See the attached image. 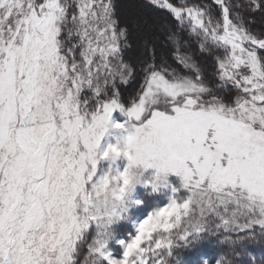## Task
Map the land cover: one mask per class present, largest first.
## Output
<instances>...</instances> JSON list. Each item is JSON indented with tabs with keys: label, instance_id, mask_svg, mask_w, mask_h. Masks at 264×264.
<instances>
[{
	"label": "snow or ice",
	"instance_id": "snow-or-ice-1",
	"mask_svg": "<svg viewBox=\"0 0 264 264\" xmlns=\"http://www.w3.org/2000/svg\"><path fill=\"white\" fill-rule=\"evenodd\" d=\"M138 7L0 0V264H264V0Z\"/></svg>",
	"mask_w": 264,
	"mask_h": 264
},
{
	"label": "trees",
	"instance_id": "trees-1",
	"mask_svg": "<svg viewBox=\"0 0 264 264\" xmlns=\"http://www.w3.org/2000/svg\"><path fill=\"white\" fill-rule=\"evenodd\" d=\"M119 3L121 6V11L125 16L142 14V10L138 7L140 0H119ZM160 203L161 205L167 203V200L164 198L163 194L160 196ZM181 256H178L177 259L182 264Z\"/></svg>",
	"mask_w": 264,
	"mask_h": 264
},
{
	"label": "rangeland",
	"instance_id": "rangeland-1",
	"mask_svg": "<svg viewBox=\"0 0 264 264\" xmlns=\"http://www.w3.org/2000/svg\"><path fill=\"white\" fill-rule=\"evenodd\" d=\"M102 143H104V141H102Z\"/></svg>",
	"mask_w": 264,
	"mask_h": 264
}]
</instances>
